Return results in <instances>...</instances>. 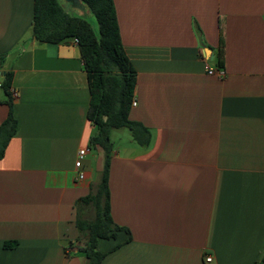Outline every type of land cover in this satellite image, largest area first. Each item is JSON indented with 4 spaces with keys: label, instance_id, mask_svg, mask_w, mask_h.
I'll return each instance as SVG.
<instances>
[{
    "label": "crops",
    "instance_id": "0c3cea01",
    "mask_svg": "<svg viewBox=\"0 0 264 264\" xmlns=\"http://www.w3.org/2000/svg\"><path fill=\"white\" fill-rule=\"evenodd\" d=\"M113 4L136 74L128 118L149 141L110 130L118 228L96 240L100 264H264V0ZM32 17L33 0H0V82L9 71L16 121L0 157V264H85L76 219L90 204L78 201L104 160L92 147L77 177L95 132L87 74L74 38L40 42ZM7 99L0 87V124Z\"/></svg>",
    "mask_w": 264,
    "mask_h": 264
},
{
    "label": "trees",
    "instance_id": "16d2710c",
    "mask_svg": "<svg viewBox=\"0 0 264 264\" xmlns=\"http://www.w3.org/2000/svg\"><path fill=\"white\" fill-rule=\"evenodd\" d=\"M81 2L86 7V17L69 12L58 0H33L31 32L40 42L57 43L65 39H77L76 44L87 74V118L95 126L88 146H99L104 154L103 167L95 191L78 201L94 208V218L91 220L77 216L76 226L85 237L84 246L78 250L85 255V264H100L104 253L95 249L96 240L114 236L118 228L108 210L107 169L112 148L110 130L128 128L133 140L141 146L147 145L149 131L141 123L128 118L136 74L120 39L113 0ZM89 13L91 18H88ZM2 59L3 55H0V62ZM217 66L222 67L221 58L217 60ZM10 83L11 73L6 71L0 82V87L8 96V113L0 124V157L16 128L10 99ZM14 244L15 241L4 243L5 246ZM261 261H264V258Z\"/></svg>",
    "mask_w": 264,
    "mask_h": 264
},
{
    "label": "built area",
    "instance_id": "2783aa9c",
    "mask_svg": "<svg viewBox=\"0 0 264 264\" xmlns=\"http://www.w3.org/2000/svg\"><path fill=\"white\" fill-rule=\"evenodd\" d=\"M73 40L75 43H77L76 38H74ZM206 70L211 73L214 69L207 66ZM220 73H221V71H220ZM11 94H12V96H15L14 92H12ZM135 104H136V101L134 98H132L131 105L134 106ZM90 150H91V148L89 146H82V147L77 149L76 157L74 160V167L77 170V177L79 179H82L84 177V172L81 170L82 161H83V158L85 157V155L88 154ZM204 261H206V262L211 261V256L209 254H206L204 256Z\"/></svg>",
    "mask_w": 264,
    "mask_h": 264
},
{
    "label": "rangeland",
    "instance_id": "374dc122",
    "mask_svg": "<svg viewBox=\"0 0 264 264\" xmlns=\"http://www.w3.org/2000/svg\"><path fill=\"white\" fill-rule=\"evenodd\" d=\"M60 3H61V5L66 9V10H68L69 12H71V13H76V14H78L77 13V11H75V10H73L72 8H71V6H70V3L69 2H67V1H65V0H58ZM84 17H86L87 15L86 14H84L83 15ZM92 16L90 15V13L88 14V18H91ZM123 134V136L124 137H126V138H129V139H131L132 138V135H131V132H130V130L128 129V128H126V127H124V128H122L121 129V132H116L115 134H113V137L115 136V135H117V134ZM123 139V138H122ZM89 206V208H88V210L85 212V215L83 216L84 218H87L88 220H91V219H93L94 218V209H93V207L91 206V205H88ZM82 217V216H81Z\"/></svg>",
    "mask_w": 264,
    "mask_h": 264
},
{
    "label": "water",
    "instance_id": "95a60500",
    "mask_svg": "<svg viewBox=\"0 0 264 264\" xmlns=\"http://www.w3.org/2000/svg\"><path fill=\"white\" fill-rule=\"evenodd\" d=\"M70 3L73 10L77 11L78 15L83 16L87 12L85 5L81 0H65Z\"/></svg>",
    "mask_w": 264,
    "mask_h": 264
}]
</instances>
